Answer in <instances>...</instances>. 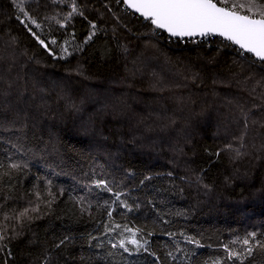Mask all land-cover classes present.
Instances as JSON below:
<instances>
[{
	"label": "trees",
	"instance_id": "1",
	"mask_svg": "<svg viewBox=\"0 0 264 264\" xmlns=\"http://www.w3.org/2000/svg\"><path fill=\"white\" fill-rule=\"evenodd\" d=\"M72 5L0 0V264H264V63Z\"/></svg>",
	"mask_w": 264,
	"mask_h": 264
},
{
	"label": "snow or ice",
	"instance_id": "2",
	"mask_svg": "<svg viewBox=\"0 0 264 264\" xmlns=\"http://www.w3.org/2000/svg\"><path fill=\"white\" fill-rule=\"evenodd\" d=\"M16 7L28 20L35 24L36 21L32 19L27 12H25L23 4L24 0H14ZM117 3H123L128 9H133L136 13H139L146 21H149L156 29H161L168 32L172 37L177 38H192L203 37L207 38L211 35H219L224 39L231 41L233 44L238 45L239 49L244 52L254 54L260 61L264 62V4H259L258 0H234L229 3V0H220L222 5L218 6L214 0H117ZM240 9V11H237ZM247 11L248 14H241L242 11ZM78 12V8L73 0L72 12L69 13V17ZM258 16L259 18H254ZM19 19V17H17ZM25 27L28 24L25 20L20 21ZM38 27V25H37ZM93 29L96 28L95 24H91ZM31 31V28L28 29ZM95 32H91L86 40H91ZM40 43L44 44V41ZM55 43V41H52ZM67 52V49H65ZM247 126V123L245 124ZM231 148V145L227 146ZM12 167H19L17 164H12ZM94 185L98 189H102L109 193L112 192V188L109 187L108 182L104 179L94 181ZM122 193H115V200L113 203H118L127 207L124 200L121 199ZM105 207H109L108 201L104 202ZM91 205L89 204V208ZM108 216H112V212L109 211ZM117 228L120 225H116ZM107 231H112V228H107ZM126 232H131V238L127 240V243L136 245V250L144 249L148 241H144L142 244L140 240L136 239V232L139 230H132L127 226L123 228ZM151 235V234H149ZM169 236L174 235L168 233ZM255 233H250L249 236L255 237ZM0 239H3L0 236ZM189 243L199 245V241L194 240L191 237H185ZM64 241H60L62 244ZM243 245H249V239L245 238L242 241ZM59 246V245H57ZM117 245H113L116 247ZM119 247L128 252L129 249L125 246V240L119 241ZM264 247V245H262ZM225 251L228 253L229 259H241V253L234 252L225 245ZM246 251L248 255H252L253 249L247 247ZM172 256V253H168ZM176 259V257H172ZM217 264V262H213Z\"/></svg>",
	"mask_w": 264,
	"mask_h": 264
},
{
	"label": "water",
	"instance_id": "3",
	"mask_svg": "<svg viewBox=\"0 0 264 264\" xmlns=\"http://www.w3.org/2000/svg\"><path fill=\"white\" fill-rule=\"evenodd\" d=\"M128 9V8H127ZM135 16L141 18L142 20H145L142 16L139 15V13H136L133 9H129ZM146 21V20H145ZM164 34H166L170 39H173V40H180V41H186V40H204L205 38L203 37H192V38H188V37H185V38H177V37H172L168 32L164 31V30H161V29H156ZM209 37H214V38H219L221 40H223L224 42H227V43H231L233 44L231 41H228L226 39H224L223 37H220L219 35H211ZM207 37V38H209ZM206 38V39H207ZM239 51L245 53V54H249L251 57L255 58L258 62H261V63H264L262 61H260L257 57H255L254 54H251V53H247V52H244L243 50L239 49V46L238 45H235L233 44Z\"/></svg>",
	"mask_w": 264,
	"mask_h": 264
},
{
	"label": "built area",
	"instance_id": "4",
	"mask_svg": "<svg viewBox=\"0 0 264 264\" xmlns=\"http://www.w3.org/2000/svg\"><path fill=\"white\" fill-rule=\"evenodd\" d=\"M196 41V40H195Z\"/></svg>",
	"mask_w": 264,
	"mask_h": 264
}]
</instances>
